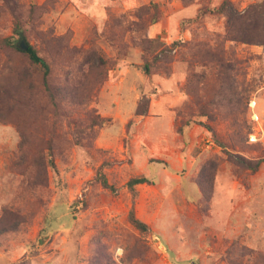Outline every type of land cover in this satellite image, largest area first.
Listing matches in <instances>:
<instances>
[{
  "label": "rangeland",
  "instance_id": "rangeland-1",
  "mask_svg": "<svg viewBox=\"0 0 264 264\" xmlns=\"http://www.w3.org/2000/svg\"><path fill=\"white\" fill-rule=\"evenodd\" d=\"M222 1L0 0V264H116L119 249L123 264H264V45L224 40L222 14L195 19ZM16 22L58 106L1 43L22 41Z\"/></svg>",
  "mask_w": 264,
  "mask_h": 264
},
{
  "label": "trees",
  "instance_id": "trees-1",
  "mask_svg": "<svg viewBox=\"0 0 264 264\" xmlns=\"http://www.w3.org/2000/svg\"><path fill=\"white\" fill-rule=\"evenodd\" d=\"M5 4H9L10 0H3ZM205 14H222L226 18V24H225V30L223 33V39L226 41L231 42H241V43H247V44H253V45H264V0L261 2L250 4L249 7L243 11L240 12L235 8L234 2L232 0H223L222 3L213 8L208 7H202L199 9L197 16L195 19L200 18L201 16ZM14 31L17 32L20 40L24 41L27 48L24 49L21 46V42L17 43L16 40H14L12 37L3 39L1 43L8 47L16 48L20 50L21 52L25 53L28 57V60L35 65H39L41 69L44 72L43 77V83L48 91L53 103L55 106H58L59 101H57V97L59 96L58 93L54 90V88L51 86V66L49 65L48 61L40 55L39 51L36 47L31 45L24 32L21 29L20 22L15 23ZM219 37L216 38L215 42L216 48H214L217 52L219 49L220 41L223 40ZM149 43L151 46L154 45H163V43L157 39V38H151L149 40ZM160 43V44H159ZM175 45V43H173ZM156 50V47H154ZM215 50L208 49L211 53H216ZM218 62H223L222 60H218ZM223 64V63H222ZM225 65V64H223ZM150 64H145V73L147 75H150ZM225 66H218L219 68V74L222 76V82L225 85V77L226 75V69ZM148 111V105L143 106L142 110L140 109V106L138 105L135 114L138 116L144 115ZM130 122L127 124V131L129 130ZM240 161H244V158L241 156H238ZM262 160H257L256 162L252 163L248 161V166L252 170H256L259 167V164ZM208 170V169H207ZM207 170H203V174L205 175V178L203 180V184L201 187L202 193L204 198L207 199V201L211 197V192L207 187L209 186L211 188L212 186V179L211 177L208 178V173H206ZM100 183L103 188L109 189L111 191H115V187L113 184H110L105 177L104 174H102L101 170L98 172ZM142 183H150L147 177L144 176H135L131 177L128 182L127 186L129 191L131 192L133 196L132 206L129 211L128 220L130 224L139 230L140 232H147L149 230V226L140 220L135 213V198L137 197V190L135 188L136 185L142 184ZM209 190V193H208Z\"/></svg>",
  "mask_w": 264,
  "mask_h": 264
},
{
  "label": "built area",
  "instance_id": "built-area-1",
  "mask_svg": "<svg viewBox=\"0 0 264 264\" xmlns=\"http://www.w3.org/2000/svg\"><path fill=\"white\" fill-rule=\"evenodd\" d=\"M116 264H123L122 263V250L119 249L117 252H116Z\"/></svg>",
  "mask_w": 264,
  "mask_h": 264
},
{
  "label": "water",
  "instance_id": "water-1",
  "mask_svg": "<svg viewBox=\"0 0 264 264\" xmlns=\"http://www.w3.org/2000/svg\"><path fill=\"white\" fill-rule=\"evenodd\" d=\"M21 46H22V48H24V49L27 48V46L25 45L24 41L21 42Z\"/></svg>",
  "mask_w": 264,
  "mask_h": 264
},
{
  "label": "crops",
  "instance_id": "crops-1",
  "mask_svg": "<svg viewBox=\"0 0 264 264\" xmlns=\"http://www.w3.org/2000/svg\"><path fill=\"white\" fill-rule=\"evenodd\" d=\"M263 101H264V97H263Z\"/></svg>",
  "mask_w": 264,
  "mask_h": 264
}]
</instances>
